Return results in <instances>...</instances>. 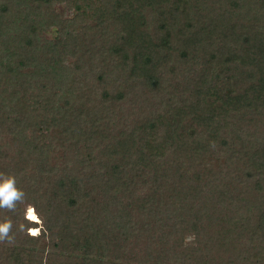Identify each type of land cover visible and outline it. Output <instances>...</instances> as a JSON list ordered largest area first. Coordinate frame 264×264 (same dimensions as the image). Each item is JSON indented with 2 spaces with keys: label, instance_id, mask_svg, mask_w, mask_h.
I'll list each match as a JSON object with an SVG mask.
<instances>
[{
  "label": "trees",
  "instance_id": "obj_1",
  "mask_svg": "<svg viewBox=\"0 0 264 264\" xmlns=\"http://www.w3.org/2000/svg\"><path fill=\"white\" fill-rule=\"evenodd\" d=\"M5 176L0 264H264V0H0Z\"/></svg>",
  "mask_w": 264,
  "mask_h": 264
},
{
  "label": "clouds",
  "instance_id": "obj_2",
  "mask_svg": "<svg viewBox=\"0 0 264 264\" xmlns=\"http://www.w3.org/2000/svg\"><path fill=\"white\" fill-rule=\"evenodd\" d=\"M24 193L17 188L16 181L12 176H5L0 180V208L12 210L17 201L23 200ZM11 225L5 221L0 223V240L8 236Z\"/></svg>",
  "mask_w": 264,
  "mask_h": 264
},
{
  "label": "rangeland",
  "instance_id": "obj_3",
  "mask_svg": "<svg viewBox=\"0 0 264 264\" xmlns=\"http://www.w3.org/2000/svg\"><path fill=\"white\" fill-rule=\"evenodd\" d=\"M57 10L64 16V17H67V18H70L74 15V10L72 9H69L65 4H58L57 5ZM55 35V32L54 30H50L47 32V36L49 38H52L53 36ZM28 212H29V208L27 209V212H26V217H28ZM29 218V217H28ZM38 222V224H41V221L38 219L36 220ZM36 229V230H35ZM30 228L29 229V233L30 234H39L40 233V228L39 227H36V228ZM190 238V237H189ZM188 238V240H189Z\"/></svg>",
  "mask_w": 264,
  "mask_h": 264
},
{
  "label": "bare ground",
  "instance_id": "obj_4",
  "mask_svg": "<svg viewBox=\"0 0 264 264\" xmlns=\"http://www.w3.org/2000/svg\"><path fill=\"white\" fill-rule=\"evenodd\" d=\"M30 210H32V215L35 216L36 219H32V218H30V216H29V212H28V217H29L30 219H32V220H38L39 217L37 216V214H36V212L34 211V209H33V208H29V211H30ZM34 229H35V228H34ZM35 230H36V229H35Z\"/></svg>",
  "mask_w": 264,
  "mask_h": 264
},
{
  "label": "snow or ice",
  "instance_id": "obj_5",
  "mask_svg": "<svg viewBox=\"0 0 264 264\" xmlns=\"http://www.w3.org/2000/svg\"><path fill=\"white\" fill-rule=\"evenodd\" d=\"M29 216H30V218H32V219H36V217L32 215V210L29 211Z\"/></svg>",
  "mask_w": 264,
  "mask_h": 264
}]
</instances>
